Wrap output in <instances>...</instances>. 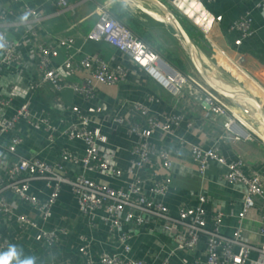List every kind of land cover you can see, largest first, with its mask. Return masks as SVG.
<instances>
[{"label":"built area","instance_id":"1","mask_svg":"<svg viewBox=\"0 0 264 264\" xmlns=\"http://www.w3.org/2000/svg\"><path fill=\"white\" fill-rule=\"evenodd\" d=\"M50 1L54 3V13L61 12L67 6L66 0ZM259 4L263 5L264 0H259ZM108 5L107 1L97 4V18L84 38L110 44L137 66L139 72L157 81L170 94L173 101L170 109L151 111L144 101L122 99L120 104L124 111L106 113L101 122L92 119L75 105L66 112H60L57 123H53L43 110L32 113L27 101H23L11 115H0V135L8 134V142L0 143V215L13 218L20 231L27 227L34 228V240L41 245H52L58 240V232L65 233V229L61 226L43 228L30 213H36L43 220L50 216L60 188L66 184L79 212L86 215L87 226L95 230L103 229L106 242L108 240L112 246V249L97 252L95 264H169L171 253L175 250L193 251L201 235L204 237L205 264H237L246 260L252 249L257 251V264H264V220H260L259 239L253 243L241 239L240 224L231 234L220 231L222 213L217 209L207 212L204 204L209 197L206 194L198 193L193 203H179L174 209L163 202L162 197L171 183L172 158L169 149L152 140V134L157 133L159 140L169 137L177 146L185 147L200 173L205 171L210 160L224 164V181L240 182L245 186L242 208L237 214L240 223L246 210L253 206L252 194L261 197V216H264V180L258 171L244 169L242 157L226 159L216 144L253 140L259 135L258 132L232 110V104L225 97L211 89L200 77L180 71L143 42L110 13ZM11 11L0 7V69L4 64L16 62V41L7 35V31L10 26L19 25L23 30L22 39L32 42L31 52L36 64V76L29 88L47 83L55 94L68 87L72 92L82 94L86 100H93L97 83L114 84L124 77L126 71L121 62L105 60L96 53L83 54L79 58L67 53L60 62H54L59 48L70 47L73 38L57 36L37 40L33 22L42 19L45 13L37 5L28 3L22 4L14 16ZM214 18L218 20L220 15ZM229 27L238 30L241 37L253 31L246 13L239 14ZM233 42L239 43L240 37ZM77 69L87 72L82 81L65 78L64 73L71 74ZM185 96L197 100L198 115L204 123L220 120L219 130L212 134L213 142L210 144L192 142L176 133L180 124L187 130L194 126L193 116L176 108L175 102ZM146 99H151V96ZM9 101V96H0V105H8ZM20 119L40 125L45 130L48 142L54 139L57 131L68 139H80L84 145L82 154L76 155L60 148L51 160L37 155H20L16 151L20 141L16 124ZM102 122L108 123L112 130L123 126L129 136V157L124 168L112 165L104 158L102 145L107 142V135L102 130ZM66 163L75 166L76 172H68ZM87 172H93L94 176H88ZM107 178L118 179L120 184L114 186ZM38 180L48 187V193L43 198L31 190L32 183ZM6 192L12 198H8ZM22 201L30 206L31 211L25 213L17 210ZM206 218L211 220L209 227L206 226ZM127 224L133 227L148 224V232L152 231V224L159 225L169 237V242L163 244L166 253L158 252L155 262L136 255L131 233L125 229ZM7 242L6 238L0 236V262L6 260L7 264H15L2 253ZM88 247L87 243H81L77 249L82 260L92 264ZM50 264L64 263L54 260Z\"/></svg>","mask_w":264,"mask_h":264},{"label":"crops","instance_id":"2","mask_svg":"<svg viewBox=\"0 0 264 264\" xmlns=\"http://www.w3.org/2000/svg\"><path fill=\"white\" fill-rule=\"evenodd\" d=\"M105 1L109 2V5L119 2V8L129 16L123 18V21L127 22L126 25H132L135 21L139 32L137 36L162 58L164 56L160 51L164 53L169 51L182 62L187 59L188 66L191 64L193 68L191 56L182 36L154 0H66L67 6L58 13L53 12L55 6L50 0H0V7L11 9L13 16L25 3L35 4L45 13L42 19L33 22L37 40H49L57 36L73 38L70 47L59 48L54 62H60L67 53H71L76 58L83 54L96 53L105 60L121 62L126 71L124 77L114 84L97 83L93 100H86L82 94L74 93L68 87L55 94L47 83L40 84L33 89L29 88V84L36 76L35 59L31 52L32 42L22 39L21 26H10L7 35L16 41V62L4 64L0 69V96L10 97L8 105H0V115H11L14 108L23 101H27L32 113H40L43 110L53 123H57V116L60 112H66L75 105L92 119L101 122L102 116L106 113L114 114L121 110L124 111V107L120 104L122 99L144 101L151 111L170 109L173 102L170 94L157 81L139 72L137 66L119 54L110 44L102 40L84 38V34L91 29L97 18V4ZM161 1L172 10L191 38L195 45V55L205 65V70L227 81L239 97L243 96L239 93L243 89L264 104V4L258 5L259 0H201L213 16L207 31L202 32L171 2ZM241 13L248 15L250 27L253 29L251 34L243 37L240 36L238 30L229 27ZM216 15H220L218 20L214 18ZM198 35L206 41L207 48H202L197 43ZM237 37H240V42L235 44L233 40ZM76 49L78 52H75ZM184 70L191 69L186 67ZM86 73L85 69H77L71 74L64 73V76L69 80L82 81ZM253 81L257 87L254 86ZM237 83L243 88L237 86ZM149 95L151 99L147 100L146 97ZM246 103H249L254 111L253 103L249 101ZM175 104L176 108L192 115L194 122L191 130H187L183 124H180L176 133L182 134L192 142L202 144L213 142L212 134L219 130L220 120L204 123L198 115L197 100L188 96L178 99ZM242 113L244 117L240 118L248 125L250 121L256 122L246 110ZM255 116L258 117L257 114ZM16 126L20 137L16 151L20 155H37L51 160L56 157L60 148H65L76 155H81L83 152L84 145L80 139H68L57 131L54 133V139L48 142L45 138V130L40 125L36 126L20 119ZM102 130L107 135V142L102 145L104 158L112 165L124 168L129 157V136L125 128L120 126L112 130L108 123L102 122ZM260 130L262 129L257 128V131ZM261 136L258 135L253 140L222 141L216 145L226 159L242 157L245 162L244 169L258 171L264 180V140L262 139L264 135ZM152 140L162 144L171 153V183L162 197L163 202L169 208L174 209L179 203H193L198 193L206 194L209 197L204 204L207 212L211 213L217 209L222 213L219 227L222 233L231 234L240 224L241 239L253 243L258 241L260 220H264L260 209L262 207L261 197L255 194L250 196L253 206L246 210L245 216L239 223L237 214L242 208L245 186L240 182L227 183L224 181L222 178V173L226 169L224 164L210 160L205 171L200 173L185 147L177 146L169 137L159 140L157 133L152 134ZM7 142L8 134H1L0 143ZM66 169L68 172H76V167L70 163H66ZM87 175L94 176L93 172H87ZM96 176L99 177V175ZM107 179L114 186L120 184L118 179ZM31 190L39 198L45 197L48 193V187L41 180L33 182ZM6 196L12 198L7 192ZM17 210L25 213L31 211L30 206L23 201L19 202ZM30 215L41 227L50 229L61 226L65 229V233L58 232V240L54 244L41 245L33 238L34 228L27 227L24 231H20L13 218L7 219L0 215V236L8 240L2 253L12 259L15 264H50L54 260L64 264H86L77 249L81 243L88 244L92 264H95L99 250L112 249L109 241L105 240L103 229L95 230L87 226L86 215L79 212L76 200L66 184H62L51 207L50 216L43 220L34 212ZM148 224L139 227L127 224L125 229L131 233L135 254L144 256L148 260H154L158 252L166 253V247L163 244L169 242V237L157 224H152L153 229L148 232ZM206 226H211L209 218H206ZM203 247L204 237L201 235L193 251L175 250L171 253L169 264H205ZM257 260V251L252 249L248 258L237 264H257Z\"/></svg>","mask_w":264,"mask_h":264},{"label":"water","instance_id":"3","mask_svg":"<svg viewBox=\"0 0 264 264\" xmlns=\"http://www.w3.org/2000/svg\"><path fill=\"white\" fill-rule=\"evenodd\" d=\"M154 1L157 2L160 5V7L164 10L168 19L173 23V25L176 27V29L179 31L180 35L182 36L185 45L187 46V49L189 51V54L191 56L190 58L195 73L215 92H217L218 94H220L225 98L233 99V97L236 96L235 94L236 92L221 88L208 79V77L206 76V70L202 68L200 60L195 55L194 43L192 42L191 38L186 33V31L183 29L177 17L173 14L172 10L161 0H154ZM168 1L171 2V4H173L188 20L194 23L199 28L200 31L202 32L207 31L213 16L206 9V7L203 5L201 0H168ZM239 93L243 95L240 97L250 100L253 103L254 111L258 115L260 121L264 123V108L261 102L251 93H248L243 89ZM236 103L239 104V102L237 101ZM239 105L245 111L243 106L241 104Z\"/></svg>","mask_w":264,"mask_h":264},{"label":"rangeland","instance_id":"4","mask_svg":"<svg viewBox=\"0 0 264 264\" xmlns=\"http://www.w3.org/2000/svg\"><path fill=\"white\" fill-rule=\"evenodd\" d=\"M160 53L162 54V56H164V59H166L170 64H172V65H174V66H176L177 68H180V69H184V68H189V69H191V70H187L186 71V73H193V74H195V75H197L196 73H195V70H194V68H192L191 67V64H190V62H189V64H190V66H188V62H187V59H182L183 60V62L177 57V56H174L173 54L174 53H172V52H169V51H166V53H164V52H162V51H160ZM199 59V58H198ZM201 63V62H200ZM193 65V64H192ZM201 66H202V68H204L205 67V65L204 64H202L201 63ZM205 69V68H204ZM198 76V75H197ZM225 77H226V75H224ZM199 77V76H198ZM208 77V79L210 80V81H212L214 84H216V83H218V84H220L216 79H213L212 77H210V76H207ZM233 83V82H232ZM239 83H237V86H239L240 88H243L240 84L238 85ZM217 85V84H216ZM236 85V84H235ZM217 86H219V85H217ZM220 87V86H219ZM246 92H248V91H246ZM249 93V92H248ZM228 101H229V103L230 104H232L233 106H235V109H236V112H237V114H238V116L239 117H244V115H243V113L242 112H244V110L240 107V105L239 104H237L236 103V101L235 100H233V99H228V98H226ZM258 99V98H257ZM241 105L243 106V108H245V110L249 113V111L247 110V108L241 103ZM262 106H263V108H264V104H262ZM242 111V112H241ZM255 113V112H254ZM250 114V113H249ZM253 116V115H252ZM254 117V116H253ZM255 118V117H254ZM257 118V119H256ZM255 118V120H256V123L257 124H259V125H264V123H262L261 121H260V119L258 118V117H256ZM250 125H252L251 123H250ZM253 126V125H252ZM251 126V127H252ZM253 129H255L256 131H257V128H254V126L252 127ZM262 131V132H261ZM258 132V134L259 135H262V134H264V131L263 130H260V131H257Z\"/></svg>","mask_w":264,"mask_h":264},{"label":"bare ground","instance_id":"5","mask_svg":"<svg viewBox=\"0 0 264 264\" xmlns=\"http://www.w3.org/2000/svg\"><path fill=\"white\" fill-rule=\"evenodd\" d=\"M206 76H210V77H212L213 79H216L221 85H219L221 88H224V89H227V90H229V91H233L234 92V89L233 88H231V86H230V84L227 82V81H225V80H223V79H220L219 77H217L213 72H211V71H206ZM253 84H254V86H256V84H255V82L253 81L252 82ZM257 87V86H256ZM236 94V93H235ZM233 99L235 100V101H237V102H242V104L247 108V110L249 111V113L251 114V115H253L255 118L257 117V116H255L256 114V112L254 113V111H253V109H252V106L249 104V103H246V102H251L250 100H247V99H244L243 97H239L238 96V94H236V96L235 97H233ZM244 101H246V102H244ZM231 108H232V110L237 114V112H236V109H235V106H231ZM238 115V114H237ZM257 119V118H256ZM250 121V120H249ZM250 123L254 126V127H257V128H259V129H262V130H264V125H259V124H257L256 122H253V121H250Z\"/></svg>","mask_w":264,"mask_h":264},{"label":"trees","instance_id":"6","mask_svg":"<svg viewBox=\"0 0 264 264\" xmlns=\"http://www.w3.org/2000/svg\"><path fill=\"white\" fill-rule=\"evenodd\" d=\"M119 6H120V4H119V2H113V3H110V5H108V9H109V11H110V13L114 16V17H116L117 19H119L120 21H122L125 25H126V23L123 21V18L125 17V16H127V17H129L128 15H125L124 14V12H123V10L121 9V8H119ZM135 21L133 22V24L132 25H130L129 24V28L136 34V35H138L139 36V32L137 31V29H136V26H135ZM198 42V44L202 47V48H207L208 47V44L206 43V41L202 38V36H200V35H198V40H197ZM176 67V66H175ZM177 68V67H176ZM180 71H182V72H186V70H184V69H180V68H178ZM264 134H262V136H263ZM261 136V135H260Z\"/></svg>","mask_w":264,"mask_h":264},{"label":"clouds","instance_id":"7","mask_svg":"<svg viewBox=\"0 0 264 264\" xmlns=\"http://www.w3.org/2000/svg\"><path fill=\"white\" fill-rule=\"evenodd\" d=\"M0 264H7V261L6 260L2 261V262H0Z\"/></svg>","mask_w":264,"mask_h":264}]
</instances>
